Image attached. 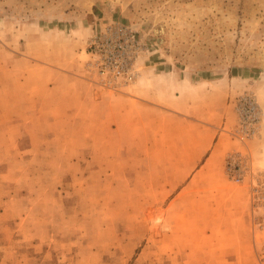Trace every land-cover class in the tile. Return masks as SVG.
<instances>
[{"label":"rangeland","instance_id":"obj_1","mask_svg":"<svg viewBox=\"0 0 264 264\" xmlns=\"http://www.w3.org/2000/svg\"><path fill=\"white\" fill-rule=\"evenodd\" d=\"M133 55L138 73L174 69L238 92L223 174L243 190L251 258L206 251L211 205L146 202L164 197L146 181L145 157L115 154L122 141L92 122L89 90H119L111 73ZM245 94L256 121L243 135ZM263 160L264 0H0V264H264Z\"/></svg>","mask_w":264,"mask_h":264},{"label":"crops","instance_id":"obj_2","mask_svg":"<svg viewBox=\"0 0 264 264\" xmlns=\"http://www.w3.org/2000/svg\"><path fill=\"white\" fill-rule=\"evenodd\" d=\"M84 31L81 46L92 34L91 26ZM58 69L54 72L62 80L66 70ZM181 75L174 69L142 64L134 83L114 91L90 89L92 122L104 124L101 128L109 132L107 139L122 141L123 151L119 148L115 154L145 157L146 181L161 187L163 192L157 195L164 197L146 202L211 205L210 210L219 212H211L204 223L203 233L211 241L206 251L242 253L235 260L251 258L250 219L243 196L237 195L243 190L223 174L226 153L237 149L228 129L236 120L233 97L238 92L224 79ZM167 214L172 212H166L164 219H173Z\"/></svg>","mask_w":264,"mask_h":264},{"label":"built area","instance_id":"obj_3","mask_svg":"<svg viewBox=\"0 0 264 264\" xmlns=\"http://www.w3.org/2000/svg\"><path fill=\"white\" fill-rule=\"evenodd\" d=\"M91 47L96 51L101 52L103 44L98 37H95L90 42ZM99 54V53H98ZM135 59L136 56L129 57L124 62L120 63L116 66V68L112 71L111 77L113 79L119 81V83L127 84L135 81L138 76V72L135 69ZM111 63V61H109ZM99 72L104 74V72L109 68L106 66V63L103 62L102 65H98ZM117 83V82H114ZM236 111L238 114V132L242 131L243 135L248 133L249 125L253 126L256 121V104L252 96L245 94L239 98L236 104ZM226 174L235 181H240L242 178L240 167L235 160H228L226 165Z\"/></svg>","mask_w":264,"mask_h":264}]
</instances>
